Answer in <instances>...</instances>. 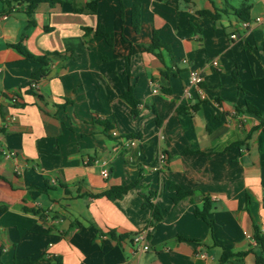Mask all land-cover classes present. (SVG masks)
<instances>
[{"label": "crops", "instance_id": "obj_1", "mask_svg": "<svg viewBox=\"0 0 264 264\" xmlns=\"http://www.w3.org/2000/svg\"><path fill=\"white\" fill-rule=\"evenodd\" d=\"M243 3L247 21L233 12ZM132 4L61 0L29 13L0 0V264H256L263 254L253 224L264 236V0H142L137 28ZM154 32L162 60L144 48ZM17 47L48 55L46 75L33 80L40 65ZM190 69L203 81L185 98ZM173 185L190 196L174 201ZM204 199L210 224L193 213ZM141 231L146 251L133 242ZM223 247L248 253L221 262Z\"/></svg>", "mask_w": 264, "mask_h": 264}, {"label": "trees", "instance_id": "obj_2", "mask_svg": "<svg viewBox=\"0 0 264 264\" xmlns=\"http://www.w3.org/2000/svg\"><path fill=\"white\" fill-rule=\"evenodd\" d=\"M17 2H24L28 5V12L31 13L36 5L40 2H48L50 4H55V3H60L61 0H16ZM142 0H133V4L131 7V22L134 25L135 28L138 27L139 21H140V7H141ZM91 11H94V9H90ZM234 14L239 17L240 19L247 21L249 18V5L246 3H243L239 8L233 9ZM199 14L202 16H209L212 18H216L217 15L216 13H212L209 11H199ZM88 30V29H85ZM95 33L103 36V38L110 43L111 38L107 32H105L100 26L96 27ZM145 50L151 52L154 54L159 60H162V56L160 55V48L161 45L159 43V39L157 37L156 32L153 33V40L150 45L144 47ZM17 49L29 60L34 61L40 65V67L32 73V79L36 80L42 76H45L47 71H48V61H49V56L48 55H41V56H34L27 52L26 50L17 47ZM16 100V97H14ZM123 98L126 100V102L130 105L131 111L133 114L137 113V105L138 101L134 99L131 93V89L128 88L124 93H123ZM104 128L108 130L110 125L108 124L107 121H103ZM136 185L135 182L128 183L122 186H116L112 187L109 189L105 194L108 198L113 197V196H119L120 194H123L127 192L130 188H133ZM173 188L175 190V196L173 197L174 201H178L182 198L190 196V192L184 191L182 188L179 186H174ZM144 207H148L152 210V215L155 219H158L160 217L159 211L156 207H154L148 200L147 197H144ZM209 211V203L207 199H204L203 201V206L201 209L194 208L193 213L196 217H199L203 219L205 222L209 223L211 220L207 217ZM253 239L255 242L262 248L263 254L262 255H257L255 257V263L256 264H264V236L260 233V229L256 224H253ZM248 251H238V252H232L228 248L223 247V252L221 255V262H226L230 258H237L240 259L243 257L245 254H247Z\"/></svg>", "mask_w": 264, "mask_h": 264}, {"label": "built area", "instance_id": "obj_3", "mask_svg": "<svg viewBox=\"0 0 264 264\" xmlns=\"http://www.w3.org/2000/svg\"><path fill=\"white\" fill-rule=\"evenodd\" d=\"M257 20H259V19H257ZM234 37H235L234 34L230 35V38H234ZM212 64L217 65V61L213 60ZM202 81H203V77H202L201 73L195 69H190L189 75H188V80L183 87V96L185 98H192L194 91H197V92L200 91V85H201ZM11 154L12 153H6V155H9V156ZM101 164L105 165L106 161H101ZM107 174H108L107 170L103 168L101 170V175L103 177H106ZM146 233H147L146 231H141V232L137 233L133 238L134 244L137 245L138 249L141 251H146L149 249V246H148L147 241H146Z\"/></svg>", "mask_w": 264, "mask_h": 264}]
</instances>
